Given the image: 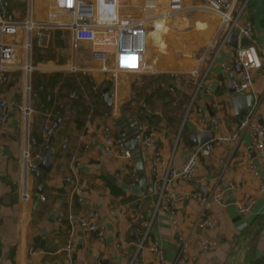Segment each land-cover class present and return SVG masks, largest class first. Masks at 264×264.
I'll return each instance as SVG.
<instances>
[{"label":"crops","instance_id":"obj_1","mask_svg":"<svg viewBox=\"0 0 264 264\" xmlns=\"http://www.w3.org/2000/svg\"><path fill=\"white\" fill-rule=\"evenodd\" d=\"M6 1L17 18L28 15L29 0ZM182 1L183 8L171 13L168 0H158L152 27L145 36L135 37L137 44H145V66L138 71H119L115 68V54L110 53L103 62L94 56L91 43L75 42L71 30L52 25L55 21L49 18V7L53 0H33L32 19L44 27H36L32 32L30 58L20 46L9 80L0 82V94L11 105V118L0 123V264H130L143 233L141 215L152 221L150 239L159 242L165 258L158 260L148 242L139 252L140 264H264V162L255 158L260 173L257 177L248 166L247 154L254 153L248 133L242 134L235 145L216 140L232 132L239 118L233 103V97L239 93L232 91L231 80L240 77L241 69L238 64L225 69L222 63L229 62L242 45L244 35L237 33V47L228 41L217 55L221 34L217 41L215 36L222 15L204 6L201 0ZM233 1L237 12L243 9L242 20L253 25L250 41L262 50L264 0ZM130 2L134 6L146 0ZM56 21L71 23L72 18L60 14ZM24 37L21 31L9 40L21 45ZM83 47L90 49L91 57H80L78 49ZM89 59L102 63L93 68L88 65L92 63ZM111 60L113 70L109 67ZM28 63L32 66L30 72L26 69ZM70 75L84 79L80 91L67 84ZM87 76L91 82L86 81ZM201 83L203 88L198 90ZM104 86L111 89L112 107L107 106L100 91L93 89L102 90ZM206 87L212 88V94L205 91ZM72 93L76 96L72 97ZM245 94L254 96L253 106L263 122L264 66L255 72L254 86ZM193 97L196 99L191 108ZM27 106L31 109L28 122L23 116ZM57 114L63 115L64 122L50 149H54L53 167L39 178L29 170L25 151L41 150L32 139L41 141L43 124ZM213 119L218 120L217 127ZM105 125H110L119 136L140 130L145 191L140 183L132 185V174H137L134 158L129 161L105 155ZM210 126L214 140L211 139L209 150L203 149L197 170L207 177L206 185L177 177L170 183V190L207 195L215 189L225 193L226 204L212 202L204 206L200 201L187 200L174 213L155 211V151L160 150L173 167L181 169L188 148L194 147L190 138L206 132ZM82 133L84 140L79 139ZM150 133L156 135L157 141L147 147L143 140ZM65 135L70 137L68 149L62 148ZM219 154L230 156V170L222 171L216 160ZM68 177L83 188L84 204L72 193ZM231 184L235 187L231 188ZM247 198H252L254 204L248 214H242L238 204ZM91 209L98 212L106 225L104 240L87 235L77 221L70 219ZM202 211L214 215L217 224L210 230L193 232ZM180 235L190 238L183 251ZM201 235L217 240V248L204 250L198 241ZM36 236L41 239L36 241ZM69 238L74 241L72 251L66 249Z\"/></svg>","mask_w":264,"mask_h":264},{"label":"built area","instance_id":"obj_2","mask_svg":"<svg viewBox=\"0 0 264 264\" xmlns=\"http://www.w3.org/2000/svg\"><path fill=\"white\" fill-rule=\"evenodd\" d=\"M30 1L28 15L24 18H17L8 6L6 0H0V82L9 80V72L14 67L19 52L20 46L24 47L27 52V57L30 58L32 49V32L36 27H44L43 24H38L32 19L33 0ZM204 6H209L216 12L222 15L223 20L219 28V32L215 36L219 38L221 34V43L218 48L217 55L220 50L227 45L233 33H239L251 39L253 35V25L250 21L242 20V11L236 9V3L233 0H201ZM158 0H146L132 6L130 0H53L50 5L49 18L54 23L52 25L61 28L69 29L73 32L75 42L85 41L93 46L94 56L97 59L106 61L110 53L115 54V68L119 71H138L141 70L146 62L144 59L145 44L141 42L137 44L135 37L145 36L152 27V21L156 16V6ZM168 6L171 13L180 11L183 8L182 0H168ZM136 10V12H135ZM60 14L70 16L71 23H63L56 21ZM24 32L25 39L23 43L16 44L9 38ZM42 35V33H40ZM220 49V50H219ZM242 66L240 77L234 78L233 83L235 91L239 94H245L252 90L255 82V72L261 70L264 66V48L259 50L256 44L250 41L249 44L239 45L235 54L229 62H223L222 66L225 69H231L233 65ZM26 69L30 72L32 66L30 63L26 65ZM203 88L201 83L198 90ZM94 91L102 94V91L97 87ZM27 90L30 92V86ZM205 91L212 94L213 90L206 87ZM72 97L76 93L71 94ZM196 97H193L190 107L192 108ZM146 108V103H143ZM201 111V110H200ZM24 119L28 122L31 114L29 106L23 109ZM11 118V105L8 99L0 94V123L5 124ZM64 122V117L57 114L51 117L43 124L42 139L38 141L32 139L33 145H39L41 150L36 153H31L29 149L25 151V158L30 171L34 172L39 168L40 161L44 158L45 153L51 149L52 141ZM214 127L218 126V120L213 119ZM248 133L252 139L254 153H248V166L258 177L260 176L258 164L255 161L257 158L264 162V121L258 119L257 109L253 106L249 113L241 118H238L234 129L228 134L217 137V143L220 144H237L242 134ZM103 150L107 157L122 158L132 161L134 153L126 146L122 136L115 135L110 125L103 127ZM80 140H84V134H80ZM214 139H212L213 141ZM157 138L154 133L147 135L143 143L150 147L156 144ZM70 146V137L65 135L62 139V148L68 149ZM89 147V144H87ZM211 146V141H210ZM211 148V147H210ZM204 147L196 145L191 149L181 169L173 167L172 161L164 158L160 150H156L152 160V172L154 176V190L152 193L156 195L154 199L155 211L160 209L174 213L182 202L187 200L200 201L204 206H208L212 202L226 204L225 193L212 189L209 193L203 194L200 191L193 192H172L170 183L173 179L181 177L184 180L195 179L200 185H206L207 177L197 173L201 154ZM217 163L225 172L230 170L232 159L226 154H219L216 157ZM132 185H138L140 178L133 172ZM68 181L72 183V193L77 197V200L84 204L86 202L84 190L81 185L73 178L68 177ZM231 188L235 185L231 184ZM24 197H27L24 192ZM45 199L44 196H41ZM254 200L247 198L238 204V210L242 214H248ZM141 206V205H140ZM143 233L141 239L137 242V252L130 259V264H140L138 255L140 250H143L148 242L151 251L158 260L165 258V253L157 240L150 239L152 221L141 215ZM72 222L77 221L87 235H95L98 239L104 240L107 234L106 225L100 221L99 214L95 209L89 210L82 216H70ZM217 224L215 216L202 211L195 221L192 231L210 230ZM199 235V233H197ZM180 249L183 251L190 243V238L179 236ZM199 244L204 250H215L218 246V241L208 235L198 237ZM74 241L69 238L66 244V249L72 251Z\"/></svg>","mask_w":264,"mask_h":264},{"label":"water","instance_id":"obj_3","mask_svg":"<svg viewBox=\"0 0 264 264\" xmlns=\"http://www.w3.org/2000/svg\"><path fill=\"white\" fill-rule=\"evenodd\" d=\"M239 40V36L237 33H233L229 39V43L237 47ZM242 44H249L250 39L244 36L242 38ZM240 69H242V66H238ZM241 71V70H240ZM231 84H233V80H231ZM102 94L104 95L105 102L108 107H112L114 102H113V97H112V92L109 86H104L102 88ZM232 91H235V87L232 86ZM254 96L252 94H237L233 97V103L235 107V112L237 117L241 118L246 116L249 111L252 109L253 104H254ZM211 126L209 129L201 134H196L193 135L190 138V143L195 146V145H201L204 147V149L209 150L210 149V141L212 139V133H211ZM124 139V142L126 143V146L134 153V163L136 167V172L140 177V187L143 191L146 190L147 188V179H146V173H145V167H144V162H143V156L141 153V145H142V138H141V133L140 130L132 133H126L122 136ZM53 152L54 149L48 151L42 161L39 164V168L34 171V174L42 178L46 173H49L53 167ZM44 188V185L40 186L39 192H42V189ZM203 191L205 188L202 189ZM41 238L40 236H36L35 240L39 241Z\"/></svg>","mask_w":264,"mask_h":264},{"label":"rangeland","instance_id":"obj_4","mask_svg":"<svg viewBox=\"0 0 264 264\" xmlns=\"http://www.w3.org/2000/svg\"><path fill=\"white\" fill-rule=\"evenodd\" d=\"M39 1H41V0H39ZM78 54H80L81 56L80 57H84L85 55V57L84 58H86V57H91V53H90V49L88 48V47H83V48H80V49H78ZM84 60V59H83ZM83 61H81L79 64H80V66H83L84 65V63L83 64H81ZM88 62H92V63H89L88 65H90L91 67H95L97 64H101L102 63V61H99V60H93V59H91V61H90V59L88 60ZM86 63V62H85ZM109 64H110V69H114L113 68V63H112V60L111 61H109ZM87 65V66H88ZM78 67V66H77ZM187 103H188V101L186 102V105H187ZM190 103V102H189ZM189 105V104H188ZM175 111H177V113H180V110L179 109H175ZM177 125V124H176ZM183 141H184V138L182 139V143H183ZM191 149H193L192 147H189L188 148V150L190 151Z\"/></svg>","mask_w":264,"mask_h":264},{"label":"trees","instance_id":"obj_5","mask_svg":"<svg viewBox=\"0 0 264 264\" xmlns=\"http://www.w3.org/2000/svg\"><path fill=\"white\" fill-rule=\"evenodd\" d=\"M55 75H57V76H62V74H55ZM84 80V79H83ZM82 79L81 80H78L77 79V76H75V75H70L69 77H68V80H67V84L69 85V87L71 88V89H73V90H78V91H80L81 90V87H82V84L84 85L85 84V81H83ZM86 81H88V82H91V79L89 78V76H87L86 77ZM144 110H146V109H144Z\"/></svg>","mask_w":264,"mask_h":264}]
</instances>
